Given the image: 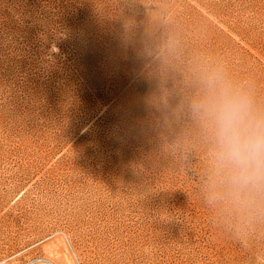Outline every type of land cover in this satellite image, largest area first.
<instances>
[{
  "label": "rangeland",
  "instance_id": "obj_1",
  "mask_svg": "<svg viewBox=\"0 0 264 264\" xmlns=\"http://www.w3.org/2000/svg\"><path fill=\"white\" fill-rule=\"evenodd\" d=\"M223 89L264 121V0H0V260L264 264Z\"/></svg>",
  "mask_w": 264,
  "mask_h": 264
},
{
  "label": "clouds",
  "instance_id": "obj_2",
  "mask_svg": "<svg viewBox=\"0 0 264 264\" xmlns=\"http://www.w3.org/2000/svg\"><path fill=\"white\" fill-rule=\"evenodd\" d=\"M249 103L223 89L208 105L216 142L217 159L233 173V181H264V121L254 120Z\"/></svg>",
  "mask_w": 264,
  "mask_h": 264
},
{
  "label": "built area",
  "instance_id": "obj_3",
  "mask_svg": "<svg viewBox=\"0 0 264 264\" xmlns=\"http://www.w3.org/2000/svg\"><path fill=\"white\" fill-rule=\"evenodd\" d=\"M15 256L16 255L14 254V255H11L9 257H6V258L0 260V264H12L11 260ZM23 264H54V263L44 256H35L34 258L28 260L27 262H25Z\"/></svg>",
  "mask_w": 264,
  "mask_h": 264
},
{
  "label": "bare ground",
  "instance_id": "obj_4",
  "mask_svg": "<svg viewBox=\"0 0 264 264\" xmlns=\"http://www.w3.org/2000/svg\"><path fill=\"white\" fill-rule=\"evenodd\" d=\"M48 250L51 252V254L54 252V251H56V252H58V253H60V251L55 247H52V246H50L49 248H48ZM55 253V252H54ZM51 261V260H50ZM64 261L66 262V264H72V262H71V260L68 258V257H66V256H64ZM74 261V260H73ZM54 263V262H53ZM55 264V263H54Z\"/></svg>",
  "mask_w": 264,
  "mask_h": 264
}]
</instances>
